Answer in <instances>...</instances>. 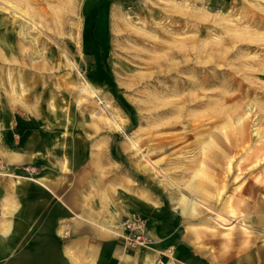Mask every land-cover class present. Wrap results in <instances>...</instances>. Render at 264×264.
<instances>
[{"label":"rangeland","instance_id":"374dc122","mask_svg":"<svg viewBox=\"0 0 264 264\" xmlns=\"http://www.w3.org/2000/svg\"><path fill=\"white\" fill-rule=\"evenodd\" d=\"M8 2L35 24L24 38L0 3V264H97L41 207L26 216L27 189L48 178L80 187L117 233L153 206L198 253L264 246V0ZM191 198L233 226L182 211ZM144 227L145 245L119 235L123 252L152 246Z\"/></svg>","mask_w":264,"mask_h":264},{"label":"crops","instance_id":"0c3cea01","mask_svg":"<svg viewBox=\"0 0 264 264\" xmlns=\"http://www.w3.org/2000/svg\"><path fill=\"white\" fill-rule=\"evenodd\" d=\"M31 184L32 192L28 188L25 195L28 219L32 205L36 204L34 210L41 207L43 217L47 214L53 224V231L57 230L56 225L61 222L68 230L66 244L92 253L97 259V264H155L157 260H162V264H264V246L257 243L245 254L241 253L240 257L234 253L228 256L219 254L214 258L206 250L198 253L187 241L178 240L173 243V217L169 212L153 206L142 208L141 217L145 219L154 243L150 248L125 253L119 237L123 236V233L103 226V216L89 212L87 206L86 210H83L80 187L76 188L75 185H70L69 181L64 183L54 178L35 183L33 181ZM4 230H0V233L7 235L8 240L7 247L0 250V260L12 247L11 236ZM260 242L264 243V239ZM25 264L34 262L28 259Z\"/></svg>","mask_w":264,"mask_h":264},{"label":"bare ground","instance_id":"6f19581e","mask_svg":"<svg viewBox=\"0 0 264 264\" xmlns=\"http://www.w3.org/2000/svg\"><path fill=\"white\" fill-rule=\"evenodd\" d=\"M16 1V0H15ZM0 3H2L4 6H6V7H8V8H11L12 9V11H14V13L15 12H18V14L20 15V16H22L23 18H25L26 20H22L21 18H20V20H22L21 22H20V25H19V30H18V33L20 34V35H22V36H24V38H27V28H28V24H29V22L30 23H32V24H35L34 23V21L32 20V18L30 17V16H27L25 13H22V12H19V11H17L16 10V8L14 7V6H12L11 4H10V2H8V0H0ZM14 4V3H13ZM21 10V9H20ZM11 11V10H10ZM13 14V13H12ZM16 16V15H15ZM31 39V38H30ZM37 50V49H36ZM37 52H38V50H37ZM42 55V54H41ZM70 60V59H69ZM70 64L73 66V67H75V64L71 61L70 62ZM81 77L80 78H82V82H83V84H80V90H83V91H85V90H89V92H91L92 94H96L95 93V90L92 88V86L83 78V76L82 75H80ZM81 82V81H80ZM81 82V83H82ZM87 88V89H86ZM116 123V122H115ZM114 123V124H115ZM117 124V123H116ZM129 140H131V139H129ZM134 146H135V142L134 141H130ZM139 151V150H138ZM142 153V152H141ZM142 156H145V154H142ZM192 197V196H191ZM197 205H202V206H204L205 208H206V210L208 211V212H211V214H213L212 215V218L214 217V219H215V221H218L219 223H221L223 226H226V228H231L233 225V221L232 222H230V223H226L225 222V220L227 221V220H231L232 219V215L231 216H229L228 218H226L223 214H221L220 212H217L216 211V209H214V208H212L211 206H208V205H205L204 203H202V202H200V201H198V200H196V199H193V198H191V199H188V201H185V207L184 208H182V211H185L186 210V208L187 209H189L191 212H194L195 211V208H196V206ZM183 207V206H182ZM232 214H233V211L231 212ZM238 216V215H237ZM226 218V219H225ZM239 218H240V216H239ZM232 220H234V219H232ZM238 221V220H237ZM235 222V221H234ZM243 227H247V225L245 224V223H243V221H238ZM218 223V224H219ZM5 231V230H4ZM2 232H3V230H2ZM7 240H8V237H7V235H5V234H2V233H0V243H3L4 245H1L0 244V250L1 249H3V248H6L7 247V245H6V243H7ZM2 251V250H1Z\"/></svg>","mask_w":264,"mask_h":264},{"label":"built area","instance_id":"2783aa9c","mask_svg":"<svg viewBox=\"0 0 264 264\" xmlns=\"http://www.w3.org/2000/svg\"><path fill=\"white\" fill-rule=\"evenodd\" d=\"M123 239L129 247L145 245L148 239L144 233L145 221L138 215L127 216L123 222Z\"/></svg>","mask_w":264,"mask_h":264}]
</instances>
